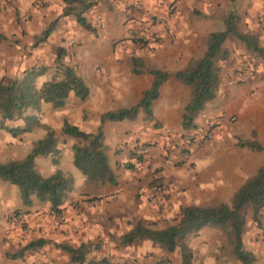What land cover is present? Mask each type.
I'll return each mask as SVG.
<instances>
[{
  "label": "crops",
  "instance_id": "crops-1",
  "mask_svg": "<svg viewBox=\"0 0 264 264\" xmlns=\"http://www.w3.org/2000/svg\"><path fill=\"white\" fill-rule=\"evenodd\" d=\"M91 1L82 12L80 4L63 0H0V34L6 37L0 41V79L21 78L33 66H46V72L37 79L38 85L42 84L55 71L54 64L43 61L46 53L60 39L74 38L76 43L66 49L63 63L73 68L89 89L84 100L71 93L61 107L42 103L39 111L25 112L37 115L58 139L57 154L35 158L37 170L43 176L61 170L73 178V187L60 205L65 216L61 222L53 216L50 202L32 196L31 204L25 206L17 185L0 179V264H36L40 260L37 250L50 258L49 264H75L60 243L73 247L93 244L94 251L100 247V240L120 242L119 238L138 221L151 226L152 220H157L155 226L161 227L172 224L182 206L229 203L243 182L264 166V150L253 151L237 144V138L249 139L254 131L264 146V48L262 55L247 52L233 35L223 43L229 58L218 63L219 89L195 118L196 128L189 131L195 139L184 143L181 137L190 89L177 81L174 73L203 54L207 35L224 29V11L236 0H137L138 8H129V0ZM249 3L259 9L264 4L262 0ZM169 10L170 27L153 24L154 41L140 45L128 38L129 28H145L153 23V17L164 18ZM76 13L89 28L81 25ZM96 17H100L99 22ZM51 24L49 35L40 40ZM132 57L141 58L147 69L134 73ZM243 62L250 74L243 81H235L231 70ZM150 68L169 73L151 103V116L140 109L132 120L101 122L105 112L138 103L142 92L153 83ZM65 120L86 133L101 127L116 185L90 182L74 166L73 146L82 140L62 133ZM209 123L213 125L212 139L202 135ZM23 124V116L0 118V161L22 160L33 142L44 136L45 130L39 127L16 135L8 130ZM133 152L142 158H132ZM127 163L133 167L127 168ZM158 181L169 182L162 204L154 205L160 212L147 201L148 186ZM15 211L23 214V221L13 224L9 217ZM210 229L220 233L217 227L205 226L196 234ZM262 237L251 231L243 235L245 249L257 258L255 264H264ZM39 238L45 240L43 245L13 256ZM88 255L83 264H89Z\"/></svg>",
  "mask_w": 264,
  "mask_h": 264
},
{
  "label": "trees",
  "instance_id": "trees-1",
  "mask_svg": "<svg viewBox=\"0 0 264 264\" xmlns=\"http://www.w3.org/2000/svg\"><path fill=\"white\" fill-rule=\"evenodd\" d=\"M65 3H77L81 5L82 12L92 5L91 0H63ZM234 2L235 0H229ZM67 11V10H66ZM65 11V12H66ZM77 20L81 25L89 28L79 13ZM238 17L230 12L224 18V29L210 32L206 38V48L203 54L192 60L181 70L174 73L175 79L190 89V98L184 106L181 126L182 139L187 137L196 128L195 118L211 101L220 86L219 67L217 60L228 58V51L222 48L228 35L238 38L248 51H254L262 55V48L258 44V37L254 34L244 33L237 28ZM52 28L48 26L42 33L40 40L46 39ZM6 39L0 34V41ZM54 60L55 71L50 79L38 85L37 79L46 72V66H33L27 69L21 78L0 79V118L1 120L15 119L23 116L24 124L21 127L8 129L13 135L29 132L34 128H43L45 134L42 138L33 142L28 154L22 160L0 161V179L17 185L23 205H29L32 196L40 201H48L51 211L58 215L61 213L60 205L73 187V178L61 170L43 176L36 168L37 156L54 155L58 153L56 132L48 125L41 123L35 114L24 115L27 110L39 111L42 103H51L53 107H61L67 97L73 93L81 100L86 99L89 89L83 79L74 69L63 63L67 54L65 48H56ZM134 73L144 71L145 66L141 58H131ZM153 75L151 87L142 92L137 104L105 112L101 116L104 120L134 119L141 109L151 116V103L158 96L160 85L169 76L168 72L159 69H148ZM62 133L79 138L82 143L73 146V164L87 177L90 182L117 184V179L109 166L106 154V146L103 142L102 129L99 126L94 133L81 131L77 126L71 125L66 120L63 123ZM190 140L189 142H192ZM237 144L253 151L264 150L256 139L253 131L251 138H237ZM131 157L140 160L141 154L133 152ZM56 163V160H53ZM127 168L133 167L127 163ZM160 182V181H158ZM264 208V166L257 173L246 179L232 195L229 203L215 205H187L180 208L178 218L170 225L163 228H153L138 221L129 231L124 233L119 241L123 245L146 239L159 244L168 252L178 250L179 264H196L192 248L186 243L185 238L189 234H195L205 226L220 228L228 238L229 252L236 257L241 264H255L256 256L243 245V234L246 229L247 209L250 210L251 219L261 226V213ZM15 211L13 214H19ZM45 240L39 238L30 241L13 256H20L26 249H34L43 245ZM93 244H81L73 247L67 243H60L59 247L68 253L70 260L75 264H83L87 255L94 249ZM89 264H106L105 259L89 260Z\"/></svg>",
  "mask_w": 264,
  "mask_h": 264
},
{
  "label": "rangeland",
  "instance_id": "rangeland-1",
  "mask_svg": "<svg viewBox=\"0 0 264 264\" xmlns=\"http://www.w3.org/2000/svg\"><path fill=\"white\" fill-rule=\"evenodd\" d=\"M262 3H264V0H262ZM230 12H233L238 17V21H237L238 30L244 33H250L256 35L258 37V44L263 50L264 4L261 7V9H259L257 4L255 6L253 3H249V0H236L233 3V5L229 6L228 10L224 11L225 14L224 17L228 15ZM244 17L248 18L247 22L244 21ZM221 27L222 26L220 25L219 29H221ZM60 40L61 41L58 42L57 45L52 46L50 51L46 53L47 58H43V61L46 62V64L48 65L54 64V60L56 56L55 53L56 48L58 47L65 49L69 48V47L68 48L63 47L61 45V42L64 39H60ZM236 40L238 41L239 39L237 38ZM228 44L229 43L227 42V45ZM222 48L225 49L223 45ZM247 52H252V51L247 50ZM227 59L217 60L216 61L217 66L218 63L223 64V62H227ZM248 68H249L248 65H245L244 62L243 64H239L233 67L231 71H233L236 74L234 80L243 81L244 78L248 77L250 74ZM219 73H220V67H219ZM253 75L254 78H257V76H255V73ZM147 201L153 207H155L154 204H152L149 200ZM155 209L156 211H159V209H157L156 207ZM246 217H247V224H246L245 232L251 231V234L253 233L257 235L261 234L263 236L262 237V242H263L264 241V223H263L264 208L261 213L260 227L257 226V224L251 219V213L249 209H247ZM173 218L174 220H176L178 217L177 215H175ZM152 221L153 223H151L152 224L151 226L153 228L154 227L163 228L168 226L167 224H162L161 227L159 225L155 226L157 225V220H152ZM250 221L252 223L250 224V226H248V222ZM213 230L214 229L205 230L201 234L195 233L186 236L185 241L192 248L194 252L196 264H216L217 261H223L225 263L232 262L231 264H236L238 262L237 261L238 259L229 252L228 238L225 232H223L220 228H219L220 233L214 232ZM98 243H100L99 244L100 247L97 250H94L91 254H89L88 257L90 256L89 258L94 260H96V258L97 259L99 258L100 260L105 259L107 262L106 264H179L180 261L178 250H175L173 252H168L161 245L154 244L149 241L143 242L139 240L133 243L132 245H123L121 242L109 243V242H103L102 240H100V242ZM37 253L39 254L38 258L40 260H38L36 264H39L40 262H44V261L49 262L50 258L45 255L44 251L42 253L41 250H37ZM40 256H42L43 258L41 259Z\"/></svg>",
  "mask_w": 264,
  "mask_h": 264
},
{
  "label": "built area",
  "instance_id": "built-area-1",
  "mask_svg": "<svg viewBox=\"0 0 264 264\" xmlns=\"http://www.w3.org/2000/svg\"><path fill=\"white\" fill-rule=\"evenodd\" d=\"M128 6L129 8H138L140 4L137 0H129ZM170 14L171 12L169 10L168 14H166L164 18L159 17V16L153 17L152 18L153 23H151L150 25H147L145 28H138V27L129 28L128 38L140 45H144L150 41H154L155 31L153 30V24L154 25L161 24L165 28H169L170 27V20H169ZM96 21L99 22L100 17H96ZM75 43H76V40L74 38H67L61 42V45L63 47L68 48V47L73 46ZM212 127H213L212 123H209L205 126L203 134H202L203 137H205L206 139L213 138L214 135H213ZM193 139H195V135L191 133L187 137H185L184 143L189 142L190 140H193ZM147 191H148L149 201L154 205H161L166 194L169 191V182L168 181L153 182L148 186ZM52 214L53 216L57 218V220L64 222L65 216L63 213L55 215L52 212ZM9 221L10 223H13V224L20 223L23 221V214L22 213L12 214L9 217ZM40 264H49V262L44 261Z\"/></svg>",
  "mask_w": 264,
  "mask_h": 264
}]
</instances>
